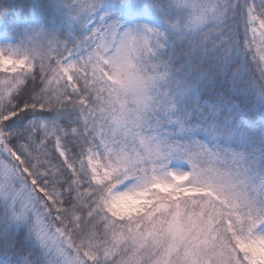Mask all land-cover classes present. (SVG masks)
I'll return each instance as SVG.
<instances>
[{
  "label": "snow or ice",
  "instance_id": "obj_1",
  "mask_svg": "<svg viewBox=\"0 0 264 264\" xmlns=\"http://www.w3.org/2000/svg\"><path fill=\"white\" fill-rule=\"evenodd\" d=\"M0 264H264V0H0Z\"/></svg>",
  "mask_w": 264,
  "mask_h": 264
}]
</instances>
